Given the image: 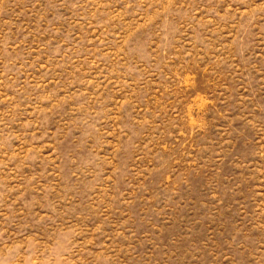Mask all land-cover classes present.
Wrapping results in <instances>:
<instances>
[{
	"label": "rangeland",
	"instance_id": "1",
	"mask_svg": "<svg viewBox=\"0 0 264 264\" xmlns=\"http://www.w3.org/2000/svg\"><path fill=\"white\" fill-rule=\"evenodd\" d=\"M0 264H264V0H0Z\"/></svg>",
	"mask_w": 264,
	"mask_h": 264
}]
</instances>
